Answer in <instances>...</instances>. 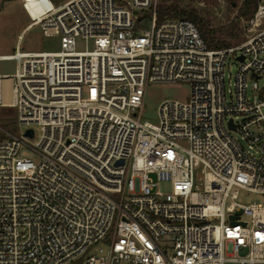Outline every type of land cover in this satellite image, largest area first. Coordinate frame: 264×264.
<instances>
[{
    "label": "built area",
    "instance_id": "2783aa9c",
    "mask_svg": "<svg viewBox=\"0 0 264 264\" xmlns=\"http://www.w3.org/2000/svg\"><path fill=\"white\" fill-rule=\"evenodd\" d=\"M39 1L22 5L59 48L0 55V109L24 127L0 125V264H264V201H236L264 199V1L220 48L157 0ZM179 83L143 120L147 87Z\"/></svg>",
    "mask_w": 264,
    "mask_h": 264
},
{
    "label": "rangeland",
    "instance_id": "374dc122",
    "mask_svg": "<svg viewBox=\"0 0 264 264\" xmlns=\"http://www.w3.org/2000/svg\"><path fill=\"white\" fill-rule=\"evenodd\" d=\"M51 1L54 5H57V2H61L62 0ZM240 1L238 0V2ZM180 5L186 9L196 8L202 15L210 19L213 27L226 24L237 16L236 4L233 3L230 6L225 0H219L213 5L203 4L196 0H180ZM28 23H30V18L23 8L22 0H0V55L12 54L16 45H18L21 51H54L59 48L58 38L43 35L39 25H32L23 30ZM77 48L82 49L80 43H78ZM15 68L16 61L0 60V75L12 74ZM237 68L238 63L229 58L223 70L226 91L230 87L229 82L232 83L234 81ZM262 83L263 79H258V84L262 85ZM247 90L250 92V82ZM187 96L188 85L185 83H179L177 85H149L141 110L142 119L151 123H157V106L162 100L177 99L183 101L187 99ZM0 125L14 135H18L24 129V127H18L16 111L11 107H3L0 109ZM39 134V129L35 128V136L32 142L38 139ZM233 135L244 144L238 133H234ZM24 154L29 156L28 152H24ZM33 160L36 161V158H33ZM168 189V185L159 184L158 186V190L161 192H165ZM255 199L264 201L263 197L241 189L238 192L236 201L241 204H246ZM241 219L249 220L244 215H241Z\"/></svg>",
    "mask_w": 264,
    "mask_h": 264
},
{
    "label": "trees",
    "instance_id": "16d2710c",
    "mask_svg": "<svg viewBox=\"0 0 264 264\" xmlns=\"http://www.w3.org/2000/svg\"><path fill=\"white\" fill-rule=\"evenodd\" d=\"M200 3L213 5L219 0H196ZM230 6L235 3L237 16L228 23L213 27L210 19L202 15L196 8H183L180 0H157L156 20L164 18H183L193 22L200 36L209 48H220L234 45L242 41V21L248 20L254 13L259 2L264 0H225Z\"/></svg>",
    "mask_w": 264,
    "mask_h": 264
},
{
    "label": "bare ground",
    "instance_id": "6f19581e",
    "mask_svg": "<svg viewBox=\"0 0 264 264\" xmlns=\"http://www.w3.org/2000/svg\"><path fill=\"white\" fill-rule=\"evenodd\" d=\"M44 2L47 3L46 1ZM26 9L33 18H36L42 10V3H40L39 0H29V2L26 4ZM4 83L8 84V80H5ZM6 99H8V94L6 95Z\"/></svg>",
    "mask_w": 264,
    "mask_h": 264
},
{
    "label": "crops",
    "instance_id": "0c3cea01",
    "mask_svg": "<svg viewBox=\"0 0 264 264\" xmlns=\"http://www.w3.org/2000/svg\"><path fill=\"white\" fill-rule=\"evenodd\" d=\"M50 1H51V0H50ZM66 1H68V0H62L61 2L58 1L56 6H59V5L63 4V3L66 2ZM51 2H52V1H51ZM30 26H32V25H31L30 23H28V24L24 27L23 30L27 29V28L30 27ZM16 46H17V45H16Z\"/></svg>",
    "mask_w": 264,
    "mask_h": 264
},
{
    "label": "water",
    "instance_id": "95a60500",
    "mask_svg": "<svg viewBox=\"0 0 264 264\" xmlns=\"http://www.w3.org/2000/svg\"><path fill=\"white\" fill-rule=\"evenodd\" d=\"M241 59V58H240ZM229 125L231 126V127H233L232 126V124H231V121H229ZM26 134L28 135V136H32V130L31 129H28L27 131H26ZM230 219H232V217H230Z\"/></svg>",
    "mask_w": 264,
    "mask_h": 264
}]
</instances>
